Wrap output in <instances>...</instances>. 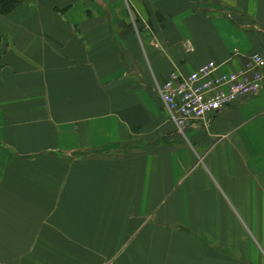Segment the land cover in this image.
Wrapping results in <instances>:
<instances>
[{"label": "crops", "instance_id": "0c3cea01", "mask_svg": "<svg viewBox=\"0 0 264 264\" xmlns=\"http://www.w3.org/2000/svg\"><path fill=\"white\" fill-rule=\"evenodd\" d=\"M0 3V264H264V87L182 133L157 92L261 51L264 0Z\"/></svg>", "mask_w": 264, "mask_h": 264}, {"label": "built area", "instance_id": "2783aa9c", "mask_svg": "<svg viewBox=\"0 0 264 264\" xmlns=\"http://www.w3.org/2000/svg\"><path fill=\"white\" fill-rule=\"evenodd\" d=\"M264 87V42L261 51L245 58L237 70L221 73L209 62L184 76L172 72L157 92L178 132L193 121L204 120Z\"/></svg>", "mask_w": 264, "mask_h": 264}, {"label": "trees", "instance_id": "16d2710c", "mask_svg": "<svg viewBox=\"0 0 264 264\" xmlns=\"http://www.w3.org/2000/svg\"><path fill=\"white\" fill-rule=\"evenodd\" d=\"M5 0H0V3L4 2ZM7 1V0H6ZM8 2H10V10H12L18 3V0H9Z\"/></svg>", "mask_w": 264, "mask_h": 264}]
</instances>
